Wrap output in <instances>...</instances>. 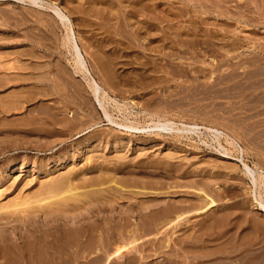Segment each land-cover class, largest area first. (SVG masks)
I'll return each mask as SVG.
<instances>
[{"label":"rangeland","instance_id":"obj_1","mask_svg":"<svg viewBox=\"0 0 264 264\" xmlns=\"http://www.w3.org/2000/svg\"><path fill=\"white\" fill-rule=\"evenodd\" d=\"M43 1L70 19L94 77L118 104L108 105L111 117L138 130L105 120L46 4L0 0V264H76L83 243L70 230L91 224L116 244L135 239L144 264L192 256L198 264H264V213L251 205L240 161L264 171V0H146V15H163L167 35L182 32L162 49L129 36L142 15L126 0ZM165 118L200 130L150 127ZM204 127L223 134L214 139ZM68 183L99 191L54 203ZM141 203L185 214L143 227ZM132 255L109 264H139Z\"/></svg>","mask_w":264,"mask_h":264},{"label":"bare ground","instance_id":"obj_2","mask_svg":"<svg viewBox=\"0 0 264 264\" xmlns=\"http://www.w3.org/2000/svg\"><path fill=\"white\" fill-rule=\"evenodd\" d=\"M27 2L29 3H32V4H35V5H44L46 4L47 5V8H49L50 10H52V12L54 13V16L57 18V20L61 23V25L65 28L66 30V35H65V46L67 47L70 55L72 56V61H73V67H74V71L75 73H78L82 76V79L84 80L86 86H87V90L89 91V93L92 95L93 99L95 100V102H97L96 104L98 105L99 109L102 111V115L103 117L105 118V120L109 123V124H113V125H117L118 127H124L126 129H134V130H138L137 127L133 126V125H127V124H123V123H118L116 122L110 115V113L108 112V105L111 104V103H114L116 105L117 102L114 98L110 97L108 92L104 89V87L101 85V83H99V81H97V79L94 77L93 75V72L92 70L89 68L87 62H86V59H85V56H84V53L80 47V44L77 40V37L75 36L74 32H73V27H72V24H71V21L70 19L68 18V16L61 10V8H59L58 6H56L55 4L53 3H47V2H44L43 0H26ZM116 1V0H115ZM121 1L123 0H119V3H121ZM128 1L129 5L132 4L131 6V12L133 13V16H137L138 14L141 16L142 15V20L138 22V25L136 27V29H134L133 31H128L129 33V36L132 37V38H135V40H144L145 42L147 41L148 43L150 42H153V41H157L158 43H160L159 47L162 49V47L165 46V41H168L170 40L171 38H178L182 35V32L180 31H176L172 36L171 35H167L168 33L166 32V28L165 26L161 25L162 21L166 20L164 19L163 17V13H164V10L160 9L159 13L162 15V17L160 16L159 19H153L152 16H148V14L146 15V10H147V2L146 0H126V2ZM238 1H242V0H238ZM252 1V0H251ZM254 1V0H253ZM118 3V0L116 1ZM192 2V1H191ZM118 3V4H119ZM149 4V3H148ZM126 5V4H125ZM124 5V6H125ZM150 5V4H149ZM127 6V5H126ZM125 6V7H126ZM154 6H157L156 4ZM189 6V5H188ZM194 6V5H193ZM117 7H120V6H117ZM122 7V5H121ZM124 7V8H125ZM151 7V6H149ZM153 7V6H152ZM123 8V9H124ZM127 8V7H126ZM129 10H130V7H128ZM127 8V9H128ZM155 8V7H154ZM186 8V7H185ZM189 8V7H188ZM120 9V8H119ZM149 10V9H148ZM156 10V9H155ZM125 11V9L123 10ZM150 11L151 8H150ZM191 11V10H190ZM120 12V10L117 11V13ZM122 12V11H121ZM127 13V12H126ZM132 13H127L128 14H132ZM120 14V13H119ZM122 14V13H121ZM156 14V13H154ZM159 14V15H160ZM124 15V14H123ZM138 15V16H139ZM122 16V15H121ZM137 16V17H138ZM115 17V16H114ZM126 17V16H123V18ZM129 17V16H128ZM130 17H132L130 15ZM151 17V18H150ZM121 18V17H120ZM122 18V19H123ZM134 18V17H132ZM158 18V17H157ZM129 19V18H128ZM135 19V18H134ZM137 19V18H136ZM137 19V20H138ZM126 20V19H123V21ZM129 20H132V19H129ZM136 20V21H137ZM153 20V22H151ZM127 21V20H126ZM135 21V20H134ZM163 21V22H164ZM129 21H127L128 23ZM133 22V21H132ZM166 22H169V21H166ZM172 22V21H171ZM120 23V22H119ZM126 23V22H125ZM136 24V22L134 23ZM132 23V25H134ZM171 24V23H170ZM130 25V24H129ZM161 25V26H160ZM126 26V25H124ZM154 28V26L156 28H158V33H152V27ZM171 27V25H168ZM123 27V26H122ZM115 30V29H114ZM113 30V31H114ZM130 30V29H129ZM124 32V31H123ZM127 32V30L125 31ZM113 33V32H112ZM114 33L116 34V32L114 31ZM122 33V32H121ZM196 34V31L194 30L193 31V34ZM201 33V32H200ZM184 34V33H183ZM189 34L188 31L185 32V35ZM114 35V34H112ZM199 35V34H198ZM114 36H117L114 35ZM121 36V35H120ZM124 36V35H123ZM207 37H209V35H206ZM109 37V36H108ZM171 37V38H170ZM170 38V39H169ZM111 39V38H110ZM109 39V40H110ZM128 40V39H127ZM134 41V40H133ZM167 45V44H166ZM140 46V45H139ZM115 51V50H114ZM115 55V54H114ZM116 57V56H115ZM166 57V56H165ZM102 59V58H101ZM163 59V58H161ZM100 61V59H99ZM105 61V60H104ZM144 63V62H142ZM147 63V62H146ZM145 63V64H146ZM102 65V63H100ZM154 64V63H153ZM106 66V65H105ZM205 66V65H204ZM108 68V67H107ZM106 69V67L104 68ZM238 74V73H237ZM109 79V78H108ZM113 82V81H112ZM103 84V83H102ZM106 84V83H105ZM112 84V83H111ZM110 84V85H111ZM114 85V83H113ZM120 107V105H119ZM164 110V109H163ZM147 114V113H146ZM152 114V113H151ZM149 115V113H148ZM157 116V115H156ZM159 119V118H158ZM156 120L155 123L152 124V126H150L151 128L155 129V130H177V131H181V132H178V133H186V132H191V133H194L196 130H200L198 129V126L197 125H180L178 126L176 123L168 120V119H163V120ZM162 119V118H161ZM153 122V121H152ZM205 128V127H204ZM143 129V128H141ZM206 130L209 129V133L211 134H214L216 137L215 138H218L219 135L222 133V132H219L218 130H213L211 128H205ZM176 131V132H177ZM197 133V132H196ZM201 133V132H200ZM223 134V133H222ZM213 135V136H214ZM226 137V136H225ZM229 137V136H227ZM226 137V138H227ZM219 139V138H218ZM231 138H228V140H230ZM229 144H234V140L231 139L230 141H228ZM237 145V144H235ZM234 146V145H232ZM238 151H242L243 152V149H237ZM224 152V151H223ZM241 152V154H242ZM225 153V152H224ZM228 154V153H227ZM236 159V158H235ZM239 160V159H238ZM240 161H242V167L244 169V175H246L249 179H250V182H251V205L252 206H256L259 208L260 211H262V213H264V203H263V196L262 194L264 193V171L260 170V169H252L251 167H249L247 164L243 163V160L240 159ZM68 182V181H67ZM220 182V181H219ZM66 183V182H65ZM221 183V182H220ZM61 186V184H60ZM67 187H63L64 189H60L58 190V193L57 195L55 194V196H53V198L56 199V201L54 203H57V204H65L67 201L69 200H73V201H79L80 198H84L83 196L87 197V198H90L91 196L93 195H96L97 194V191L99 190H90L91 192H86L84 191L83 193L81 192H76L74 190V186H71L69 183L67 185H65ZM100 189V187H99ZM116 190V189H115ZM54 191V190H53ZM63 192V193H62ZM60 193V194H59ZM133 193V192H132ZM138 193V191H137ZM137 193H134V194H137ZM139 193H142V192H139ZM46 194V193H45ZM99 194V193H98ZM38 197V196H37ZM54 199V200H55ZM210 199V198H209ZM208 199V202L206 204V207L207 208V211H210L212 210L216 205H215V202L213 200H209ZM111 200V199H110ZM53 201V200H52ZM91 201V200H90ZM219 201V200H218ZM22 202V201H21ZM50 202V201H48ZM40 203V202H39ZM144 203V202H143ZM19 204V203H18ZM22 204V203H21ZM44 204H46L44 202ZM84 204V203H83ZM195 204V203H194ZM25 204H23L24 206ZM151 205V204H150ZM157 205V204H156ZM13 206V205H11ZM15 206H19V205H16ZM40 206V205H39ZM43 206V205H42ZM141 206V210H139V213H137V215L139 216V218L142 219L143 222H145L143 224V227L144 226H150V227H153L154 229H157V228H163L164 226H167V225H171V224H177L180 220V217L185 214V212H181L180 209L176 206H166V207H163L159 210H154V211H147L148 208L150 206L147 205H144V204H140ZM139 206V207H140ZM14 207V206H13ZM22 207V206H21ZM138 207V208H139ZM3 208V207H2ZM30 208V207H29ZM34 208V206L32 207ZM75 208V207H74ZM28 209V208H27ZM55 209V208H54ZM14 210V209H13ZM17 211V209H15ZM19 210V209H18ZM21 210V208H20ZM53 210V209H52ZM51 210V211H52ZM73 210V209H72ZM23 211V210H22ZM21 211V212H22ZM71 211V210H70ZM20 212V211H19ZM18 212V213H19ZM61 212V211H59ZM67 212V210H66ZM69 213V211H68ZM67 214V213H66ZM72 214V213H71ZM11 215V214H10ZM129 219V218H128ZM124 223L121 225L122 228H125L129 221H123ZM134 225V224H133ZM84 226V225H83ZM120 226V225H119ZM141 226V225H140ZM98 227V226H97ZM96 225H88V226H85L84 229L80 232L79 230H70L71 232V236L75 239L77 236L81 239L80 240V243H77L78 245L81 244V242L83 243V246H80L79 248L81 249L79 252V254H81V256H77V253H75V263L76 264H80L79 263V258L82 257L84 259H87V261H85V264H109L111 261H113L114 259H120V258H123V257H128L129 259L132 258L133 259V255L131 257L129 256H126V254H137L136 257L134 255V257L136 259H138L139 261V264L140 262L145 258L143 256V254H141L139 251H137V247L139 245L136 246V240L135 239H130L131 237H129L128 241L126 244H123L121 242H118L119 244H116L113 240H115L114 238V235L113 234H110L108 232V229L106 230V235H102V232H97L98 229ZM86 228V229H85ZM127 228V227H126ZM135 229V228H134ZM150 229V228H149ZM119 230H122L121 228ZM118 230V231H119ZM124 230V229H123ZM147 230V228H146ZM130 231V230H128ZM127 231V232H128ZM133 231V230H132ZM135 231V230H134ZM69 232V234H70ZM132 233V232H131ZM134 233V232H133ZM105 234V233H104ZM120 233H118L119 235ZM116 235V236H118ZM70 236V235H69ZM129 236V235H128ZM77 237V238H78ZM119 237V236H118ZM127 238V237H126ZM134 238V237H133ZM243 240V239H242ZM125 241V240H124ZM168 241V240H167ZM197 242V241H196ZM141 245V244H140ZM193 245V244H192ZM113 251L110 253L109 250L111 249V247H113ZM77 247V246H76ZM188 247V246H186ZM194 247V246H193ZM190 248V247H189ZM16 250V249H15ZM193 250V249H192ZM208 250L210 249H203V251L200 252V254H203L202 257H208L211 255L210 251L208 252ZM76 251V250H75ZM206 251V252H205ZM19 252V251H18ZM193 252V251H192ZM191 252V253H192ZM175 253V252H174ZM185 253H187V251H185ZM190 253V252H189ZM197 253V252H196ZM9 254V253H7ZM78 254V255H79ZM85 254V256H84ZM91 254V257L92 258H87V256H89ZM194 254V253H193ZM199 254V255H200ZM213 254V253H212ZM187 255V254H186ZM191 255V254H190ZM198 255V253H197ZM196 255V256H197ZM173 256V255H172ZM176 256V255H175ZM192 256V255H191ZM190 256V257H191ZM185 257V256H184ZM189 257V256H188ZM201 257V256H199ZM74 258V257H73ZM187 258V257H186ZM13 259V258H12ZM125 259V258H124ZM23 260V259H22ZM128 260V259H126ZM145 260V259H144ZM196 259H194V257L192 256V261L187 263V264H198L197 261H195ZM206 260V259H205ZM200 263V261H199ZM202 263V262H201ZM24 264H28V263H25ZM141 264H144V261L141 262ZM247 264V263H246Z\"/></svg>","mask_w":264,"mask_h":264}]
</instances>
